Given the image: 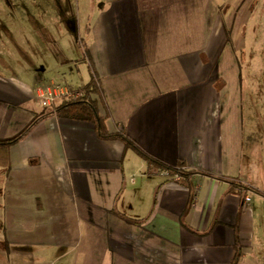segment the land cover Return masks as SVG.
<instances>
[{
  "label": "crops",
  "instance_id": "crops-1",
  "mask_svg": "<svg viewBox=\"0 0 264 264\" xmlns=\"http://www.w3.org/2000/svg\"><path fill=\"white\" fill-rule=\"evenodd\" d=\"M233 2L72 1L7 52L0 139L28 132L0 166V264H264V41L246 54ZM93 81L111 138L37 98Z\"/></svg>",
  "mask_w": 264,
  "mask_h": 264
},
{
  "label": "rangeland",
  "instance_id": "rangeland-1",
  "mask_svg": "<svg viewBox=\"0 0 264 264\" xmlns=\"http://www.w3.org/2000/svg\"><path fill=\"white\" fill-rule=\"evenodd\" d=\"M72 1L75 5L76 2L78 3V0H0V50H2L3 53H6L4 56L0 55V67L9 70V66L11 65H9L4 59L8 57L7 52L12 49L16 50L19 46L26 43V41L32 43L38 41L37 38L40 37V34L35 35L34 28H43L44 32H41L42 36L46 31L52 30L51 26L53 25L55 19L54 13L57 8H66L68 2ZM259 2L262 7V0H234L233 2L234 6L238 4L239 6H242V13L240 19L238 18L239 21L236 24L235 29L236 32L239 30L241 36L243 35L245 23L248 22L247 17L249 16L250 18V15L254 14L251 18L252 20L248 26L246 34L248 44L246 54H251L253 52V47L255 51L257 50L256 42L258 39L264 41V31H260L259 33L256 29L251 28L253 27L251 25L256 22V10L259 6ZM30 10L42 11L39 16V19H41V27L38 24H35L36 26L34 25V22L32 21L33 17L30 15L26 18L22 17V11H27L28 14ZM243 54L244 50L242 51V56ZM16 57L18 56H11L10 58L13 62V66L16 67L14 68L16 73L21 74V72L24 71L25 65L18 63L19 60H14Z\"/></svg>",
  "mask_w": 264,
  "mask_h": 264
},
{
  "label": "trees",
  "instance_id": "trees-1",
  "mask_svg": "<svg viewBox=\"0 0 264 264\" xmlns=\"http://www.w3.org/2000/svg\"><path fill=\"white\" fill-rule=\"evenodd\" d=\"M84 93L83 97L78 100H64L59 106H57L54 110L46 107L50 111V113H56L57 116L62 118H68L73 120H81L94 123L97 127V131L99 137L101 138H111L113 135L107 133L103 124L104 118L99 114V110L97 107L96 100L93 98V93H96V84L93 81L86 88L81 89ZM1 124V119H0ZM28 131L17 135L13 138L1 140L0 139V166L8 167L9 166V148L14 143L22 140ZM116 138L123 141L126 147L133 149L141 158H143L149 167V172L156 174L157 169H162L167 171V174L171 175H180V176H188L192 175L193 172H184L182 169L183 165L177 166H167L163 165L149 154H147L143 149L137 146L133 141H131L128 137L118 134L115 136Z\"/></svg>",
  "mask_w": 264,
  "mask_h": 264
},
{
  "label": "built area",
  "instance_id": "built-area-1",
  "mask_svg": "<svg viewBox=\"0 0 264 264\" xmlns=\"http://www.w3.org/2000/svg\"><path fill=\"white\" fill-rule=\"evenodd\" d=\"M36 94L39 101L47 107H54L60 100H78L84 95L81 89L72 90L69 88H62V86L55 83L44 87H38ZM250 202L251 198L246 196L245 203L249 204Z\"/></svg>",
  "mask_w": 264,
  "mask_h": 264
}]
</instances>
